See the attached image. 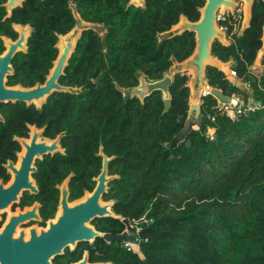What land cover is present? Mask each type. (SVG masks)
<instances>
[{
	"label": "trees",
	"instance_id": "1",
	"mask_svg": "<svg viewBox=\"0 0 264 264\" xmlns=\"http://www.w3.org/2000/svg\"><path fill=\"white\" fill-rule=\"evenodd\" d=\"M68 0H24L10 20L0 0V36L14 37L11 22L35 31L28 52L14 61L10 84L43 83L58 51L57 36L68 33L74 20ZM82 19L104 26L105 39L83 33L60 84L82 88L79 95L54 93L41 111L24 104L0 106V167L15 159L13 136L27 133L26 123L45 126L44 136L61 140L65 154L37 162L43 214L54 213L55 184L74 172L70 199L92 190L101 170L100 146L108 157L105 200L117 215L135 223L137 251L113 245L107 260L114 264H264V71L250 66L261 48L264 5L255 3L251 27L231 46L215 42L212 54L234 61L232 70L247 84L259 105L236 120L229 119L212 95L203 98L205 123L181 141L187 113L190 77L177 75L169 87L170 105L156 91L144 102L125 96L139 84L164 78L171 57L182 62L195 49L193 33L158 45L157 35L169 30L181 14L199 19L205 0H147L145 10L126 8L127 0H73ZM235 38V37H234ZM264 66V60L262 62ZM209 85L225 95L249 97L217 69L208 67ZM209 130L213 134H209ZM116 233L124 226L112 221ZM106 255V254H105Z\"/></svg>",
	"mask_w": 264,
	"mask_h": 264
},
{
	"label": "water",
	"instance_id": "2",
	"mask_svg": "<svg viewBox=\"0 0 264 264\" xmlns=\"http://www.w3.org/2000/svg\"><path fill=\"white\" fill-rule=\"evenodd\" d=\"M255 1L264 4V0H205V5L199 9L200 19L197 22H190L184 16H181L177 25H174L169 30L157 35L158 45H161L167 40L180 36L185 32L194 34L195 49L190 57L182 62H178L173 56L171 57V66L163 79L158 81H148L144 77H139L138 86L130 89V98L137 97L142 102L156 91L163 95V100L166 110L170 105L169 87L177 75H188L190 77L186 87L189 89L188 113L185 124L180 132L174 137V140L181 141L184 136L192 129L198 130L205 123V114L202 109L203 98L207 95H212L221 103L230 101V97L225 95L221 90L213 88L209 85L206 78V70L208 67L217 69L223 73L225 77L234 86L242 90L250 100H254L255 96L251 92L247 84L239 80L235 74L231 72L233 61L222 62L212 54V47L215 42L223 46H228L226 33L219 28L217 24V13L225 14L226 10L231 13L238 7L239 2L243 3L244 19L242 22L239 35L249 27L251 19L252 6ZM135 2L145 7L143 0H131L129 5ZM22 5V0H7L4 7L6 8V16L4 19L11 18L13 10L17 6ZM75 25L65 35H59L56 43L58 56L52 63V68L46 76L43 84H36L33 87L24 88L21 85L8 87L6 85L7 77L13 75L14 68L12 60L19 52L27 53V42L35 31L29 25L13 24V30L18 34L16 41H12L8 37H2L6 50L0 54V104H17L23 103L27 107L34 106L37 110H41L42 106L47 102L48 98L54 93H68L71 95H79L82 88L68 87L60 84L61 77L65 74V69L69 65V61L75 52L78 41L83 33L93 31L100 35L102 43H104L105 34L101 25L85 22L75 7L72 6ZM262 47L257 54L256 61L261 62L264 57V25L261 38ZM3 121L0 115V122ZM31 130L29 139L16 140L22 146V153L18 154V161L15 165L13 162H8L7 167L11 169L13 181L4 187L0 184V212L9 209L10 205L18 201V197L23 191L31 190L36 193L37 189L34 181L31 178V173L36 171V161L42 160L45 156H53L60 153L64 155V150L61 147V139L65 136V132L59 134L55 139H47L42 137L43 129L39 130L35 126H29ZM97 157L102 160L100 174L94 179L96 186L92 192H86L85 195L69 203L68 182L72 174L59 186L60 202L56 220L48 223L47 230H41L38 235L35 228L30 229L31 242L28 244L34 246L37 254L45 253L51 259L58 254H62L66 247H75L78 242L93 241L96 233L90 222L95 218L111 217L120 219L119 216L112 212L114 201L103 202L102 197L108 192L109 183L117 179L116 175L108 174V165L114 157H108L103 152V147L100 146ZM37 205L32 208L25 209L24 212H18L17 215L10 217V222L6 225L5 230L14 229L17 223L26 221L32 216H36ZM123 222L127 225L129 233H124L121 236L105 235L107 240L124 241L126 236H135L131 232L132 228L128 220ZM23 236V234H22ZM2 237V235H0ZM43 249V250H42ZM87 255L84 260L78 264L86 263ZM107 264V263H101Z\"/></svg>",
	"mask_w": 264,
	"mask_h": 264
},
{
	"label": "flooded vegetation",
	"instance_id": "3",
	"mask_svg": "<svg viewBox=\"0 0 264 264\" xmlns=\"http://www.w3.org/2000/svg\"><path fill=\"white\" fill-rule=\"evenodd\" d=\"M42 1H44V0H42ZM130 1L131 0H127V2L125 4L126 8L134 7V8L140 9V10H145L146 9L147 0H143L144 4H145V7H143V5H141V4H139V2H135L132 5H129ZM6 2H7V0H5V2L2 4L3 7H4ZM255 3H261V2L255 1L253 3L252 12H251V19H250V22H249V27L243 32L242 35H239V31L241 29L242 22H243V19H244L243 3L239 2L238 7L234 10L233 13H231L229 10H226L225 14H220V11H218V13H217V24H218L220 29L225 31L226 40L229 42L228 46L233 45L235 43V39H239L240 37H242L245 34V32L251 27V22H252V18H253V7H254ZM23 4H24V0H22V5L21 6H17L13 10V13H14V11L17 8L23 7ZM71 5L75 7V9H76V11L78 12L79 15H80V13L78 11L76 2H74L73 0H68L67 1V7H68V9L70 10V12L72 14V17H73V20H74V25H75V18H74V15H73V10H72ZM4 9H5V12H6V8L5 7H4ZM199 9H198V11H199ZM13 13H12V16H13ZM199 14H200V12H199ZM5 16H4V18H5ZM12 16H11V18H12ZM181 16H184V15L181 14L180 17H179L178 22L176 24H174V25H177L179 23ZM80 17H81V15H80ZM184 17L187 18L186 16H184ZM4 18H3V21L11 19V18H7V19H4ZM199 19H200V16H199ZM187 20H189V19L187 18ZM197 21H194V22H197ZM190 22H193V21H190ZM13 24H20V23L11 22L10 25H11V29L12 30H13V27H12ZM93 24H98V23H93ZM20 25H29L30 27H32L30 24H20ZM74 25H73V27H74ZM98 25L102 26L103 34H105L104 26L102 24H98ZM263 25H264V21H263ZM263 25H262V34H263ZM13 32L15 33L14 37L6 36V35H1L0 36V54H2L6 50V47H5L4 42L2 40V37H8L12 41H16V39L18 38V34L14 30H13ZM262 34H261V38H262ZM61 35H65V34H61ZM58 36H57V41H58ZM261 38H260V41H261ZM29 39H28V42H29ZM100 39H101V37H100ZM28 42H27V52H28ZM55 47H56V44H55ZM261 47H262V42H261ZM260 50H261V48L259 49V51ZM258 52H257V54H258ZM23 54L24 53L19 52V53H17L15 55V57L12 60V66H13V61L17 57H19V55H23ZM57 56H58V54H57ZM256 58H257V55H256ZM263 60H264V57L261 60V62H257L256 59H255V62L250 66V71L253 74L261 75L263 73V71H264V66L262 64ZM230 61H233V60H230ZM256 62L260 63L259 66H261V69H257L254 66V64ZM233 65L230 68L231 72H234L232 70ZM13 68H14V66H13ZM255 71L257 73H255ZM13 76H14V72H13V75L7 77L6 85L8 87L21 85V84H15V85H11L10 84V79ZM45 80H46V77H45ZM43 83H40V84H43ZM22 87H24V86H22ZM31 87H33V86H31ZM24 88H29V87H24ZM218 103H219V101H218ZM17 104H23V103H17ZM17 104H11V103L10 104H2L1 103L0 106H4V105L5 106H10V105H17ZM30 107H32V106H30ZM38 111H41V110H38ZM0 115L3 118V121L0 122V123H4L5 122V118L3 117L1 112H0ZM25 125H26V128H27V133H26L25 136H22V137L13 136V141L16 142L19 145V150L14 152L15 159H13V160L12 159H8L5 163H2V165L0 167V184L3 185L4 187L8 186V184L13 181V174L11 172V169H9L6 166L7 163L8 162H13L16 165L17 161H18V154L22 153V146L16 139L17 138H19V139H29L30 138V133H31V130L29 129V126H35L39 130L43 129L44 131L42 133V137L47 138V137L44 136L45 126L44 127H38L36 125H32V124H28V123H26ZM47 139H50V138H47ZM51 140H53V139H51ZM60 144H61V142H60ZM61 147H62V145H61ZM64 154H65V151H64ZM46 157H50V156H45L44 158H46ZM42 160H37L36 161V171L34 173H31V178L34 181V185H35V187L37 189V192L36 193H32L31 190L23 191L22 194L18 197V201L13 202L10 205L9 209H5L2 212H0V235H2V237H0V264H78V263H80L81 261L84 260L85 255H87V259H86V263L87 264H101V263L114 264L112 261L107 260V255L110 254L111 248L115 244H119V246H121V247H126V244L128 243L127 239L130 238V236L127 235L125 240L120 242L118 240H107V239H105V235L121 236L124 233H129V230L127 229V225L123 222V220L126 219V220H128V222H129V224H130V226L132 228L131 232L134 233L135 236H136V233L134 231V229L136 227V224L135 223H131V221L129 219H127V218H124V217H122L120 215H117L114 212V210H113V207H114L115 203L113 204L111 209H112V212L114 214H116L117 216L120 217V219H115V218H111V217H104V218H95L94 220H92L90 222V226L93 227V229H94V231L96 233L100 234L99 236H95L93 238V241L89 240V241L78 242L75 245V247L73 248V250L71 249V247H66L62 254H58V255L54 256L53 258H51V259H49L48 255H45V253L37 254L36 250L38 252H40V251L38 249H34L33 248L34 246L28 245L31 242L30 229L35 228L37 233H38V235H39L41 230H47L48 229V223L50 221L56 220V214L58 212V207H59V202H60V194H61L59 186L62 185V183L66 180L67 177H69L72 174V177H71L70 181L68 182V190H69L68 201H69V203H71V202H74V201L82 198L85 195L86 192H92L94 190L95 186H96V182L94 181V179L100 174L99 173L96 177L92 178V181L94 182L95 185H94V187H93V189L91 191L85 189L84 193H83V195L81 197L73 199V200L70 199V182H71L72 178L75 175L74 172H71L67 177H65V179L61 183L55 184L54 188H55V190L57 191V194H58L57 205H56L55 211H54V213L52 215L45 216L43 214L44 198L41 196L40 186H39L38 180L36 178V173L38 172L37 162L38 161H42ZM101 167H102V165H101ZM100 172H101V170H100ZM108 174H109V169H108ZM109 175H111V174H109ZM106 194L107 193H105L103 195L102 201L105 202V203L112 201V200H105L104 197H105ZM35 205L38 206L37 207V212L35 213L36 216H32L30 219H27L26 221H23V222H20V223H17V221H15V222L11 221L12 225L16 224L14 229L5 230V227H6V225L9 224L10 217L12 215H17L18 212H24L25 209L32 208ZM113 220H118L124 226V229L120 233H116L115 232L116 229L113 228V224H112ZM22 234H23V236H22ZM135 236H133V237H135Z\"/></svg>",
	"mask_w": 264,
	"mask_h": 264
},
{
	"label": "built area",
	"instance_id": "4",
	"mask_svg": "<svg viewBox=\"0 0 264 264\" xmlns=\"http://www.w3.org/2000/svg\"><path fill=\"white\" fill-rule=\"evenodd\" d=\"M235 74V72H232ZM258 103L254 100H250L248 103L240 97L233 95L230 97V101L227 103H218L219 109L231 120H236L242 115L247 114L249 111L254 110L258 107ZM135 245L137 246L136 242ZM127 247L133 249L132 243H127Z\"/></svg>",
	"mask_w": 264,
	"mask_h": 264
},
{
	"label": "rangeland",
	"instance_id": "5",
	"mask_svg": "<svg viewBox=\"0 0 264 264\" xmlns=\"http://www.w3.org/2000/svg\"><path fill=\"white\" fill-rule=\"evenodd\" d=\"M259 65H260V63H257V62L254 64V66H255L257 69H261V66H259ZM255 73H257V72L255 71ZM124 95H125V96H129V95H130V90L125 91V92H124ZM209 134L212 135V134H213V131H212V130H209ZM127 242H128V243H132V245H133V249H135V250L137 251V246L135 245V242H136L135 237H130V238H128V239H127Z\"/></svg>",
	"mask_w": 264,
	"mask_h": 264
}]
</instances>
